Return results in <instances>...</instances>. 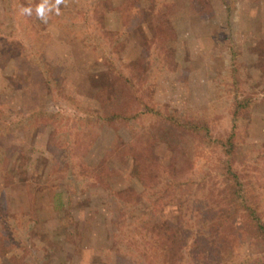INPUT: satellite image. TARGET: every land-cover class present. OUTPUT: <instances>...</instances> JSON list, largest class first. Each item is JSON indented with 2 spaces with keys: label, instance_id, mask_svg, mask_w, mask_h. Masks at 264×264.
<instances>
[{
  "label": "rangeland",
  "instance_id": "374dc122",
  "mask_svg": "<svg viewBox=\"0 0 264 264\" xmlns=\"http://www.w3.org/2000/svg\"><path fill=\"white\" fill-rule=\"evenodd\" d=\"M209 1L211 16L196 11L191 0H66L58 14L56 0H49L52 10H46L45 22L36 11L44 0H0V154L11 170L2 171L0 202L6 201L4 210L10 213L27 214L21 217L26 229L34 227L28 231L31 239L19 248L16 243L12 248L9 239L3 242L0 264H33L31 253L23 256L25 245L46 255L45 264H150L151 258L139 254L149 251L138 234H118L113 242L114 234L122 232L119 224L129 222L133 212L144 213L139 203L133 204L146 201L133 194L143 189L130 177L132 161L121 163L115 150L139 136L155 143V154L168 160L173 151L167 145L182 129L160 114L142 128L100 120L105 111L96 92L102 81L95 86L93 75L97 81L118 76L121 84L127 76L144 102L162 104L177 118L203 108L213 117L225 114L223 123L209 124V132L219 137L230 130L236 96L253 97L252 115L240 131L241 137L243 130L247 133L241 139L247 142L238 148L236 160L264 150V0ZM22 8H31V15L21 14ZM161 14L168 15L174 33L173 44L163 51L151 28ZM43 111L50 115L35 120ZM87 122L94 130L92 148L77 137ZM179 147L175 153L183 157ZM108 151L110 175L103 187L88 183L71 202L64 195L56 200L49 189L31 209L33 198L24 184L46 183L54 167L68 173L73 167L86 169ZM201 163L193 160V165ZM260 167L264 170V159ZM261 169L250 170L253 182L263 183ZM257 249L263 250L264 243L250 239L226 256L248 264Z\"/></svg>",
  "mask_w": 264,
  "mask_h": 264
},
{
  "label": "trees",
  "instance_id": "16d2710c",
  "mask_svg": "<svg viewBox=\"0 0 264 264\" xmlns=\"http://www.w3.org/2000/svg\"><path fill=\"white\" fill-rule=\"evenodd\" d=\"M191 1L200 14L208 12L209 16L212 15L209 0ZM131 11L132 8H129L126 12ZM169 25L170 18L162 14L151 23L154 32L152 36H155V42L161 44V51L167 48L166 44H173L171 40H174V33ZM123 77L121 84L118 76L99 81L95 75L91 76L95 86L102 81L96 92V100L105 111L100 120L106 123L123 120L130 126L138 123L135 126L142 128L150 117L155 118L160 114L182 130L177 133L178 139L167 145V149L173 153L164 161L152 149L155 143L139 140V136L135 138L137 142L130 140L117 144L115 155L121 163L132 161L130 177L143 189L137 192L135 188L133 194L140 193L146 201L139 199L133 204L134 207L141 206L144 213L133 212L129 222L119 224L122 232L114 234L113 242L118 234H130L129 237L138 234L143 238L144 250L149 251L146 253L142 250L139 254L151 258L150 264H161V261L166 263L167 260L169 264H238L233 256L229 258L226 255L236 252L238 247L250 239L264 243V180L263 183L261 179L253 182L254 176L250 172L253 166L261 169L264 150L254 149L245 158L236 160L238 148L247 142L246 139L241 140L247 133L243 130L244 136L241 137L240 131L247 127L255 99L236 96L231 107L230 130L226 136L219 137L209 132V124L223 123L225 114L213 117L203 108L177 118L161 109L162 104L144 102L137 93L139 87H135L132 79L125 75ZM119 94H124L126 98L122 99ZM37 113H40L35 118L37 121L50 115L48 111ZM37 113L29 117L33 118ZM88 122L77 137L85 140L90 145L87 147L92 148L95 145L94 130L88 126ZM172 133L169 132L167 138ZM171 140L169 138V143ZM177 143L183 145L178 148L183 157L175 153ZM65 151L68 156L71 155L67 148ZM93 153L97 152L94 150ZM59 154L55 151V155ZM195 159H200L202 163L193 165ZM5 161L0 154V178L3 176L2 171H7V174L11 171L4 165ZM110 162L111 152L108 151L98 161L90 160L86 169L76 170L73 167L72 172L68 173L67 169L54 167L47 175L46 183L39 185L37 181H30L24 184L28 196L32 195L33 198L31 209H34L38 195L49 189L54 190L56 200L62 201V197L66 196V200L71 202L74 196L88 188V183L103 187L110 175ZM261 172L264 173V170L261 169ZM120 196L117 195L118 199ZM126 198L124 202L131 199L129 196ZM138 203L140 206H136ZM6 207V201H1L0 246L9 239L12 248L15 243L19 248L20 243H27L31 239L28 231L34 227L28 225L26 229V221L23 225L21 217L27 214H13L8 209L4 210ZM131 207L128 204L126 209ZM27 246H24L26 250L23 256L31 253L34 256L33 264H45L47 256L40 255L38 251L33 252ZM248 257V264H264V249H257Z\"/></svg>",
  "mask_w": 264,
  "mask_h": 264
},
{
  "label": "clouds",
  "instance_id": "9594fccd",
  "mask_svg": "<svg viewBox=\"0 0 264 264\" xmlns=\"http://www.w3.org/2000/svg\"><path fill=\"white\" fill-rule=\"evenodd\" d=\"M66 2V0H56V11H57V14L59 12V4L61 3H64ZM46 10L47 11H51L52 10V7L49 6V0H44V2L37 7L36 11H37V15L41 18V19H44L45 22H46V17H45V13H46ZM32 13V9L31 8H22L21 9V14H27V15H31Z\"/></svg>",
  "mask_w": 264,
  "mask_h": 264
}]
</instances>
